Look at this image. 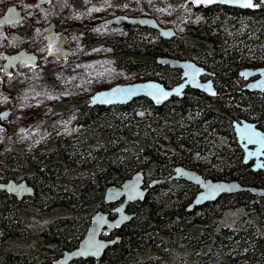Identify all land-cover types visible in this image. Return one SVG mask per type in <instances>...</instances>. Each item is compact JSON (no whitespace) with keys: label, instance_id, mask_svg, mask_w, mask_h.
<instances>
[{"label":"trees","instance_id":"16d2710c","mask_svg":"<svg viewBox=\"0 0 264 264\" xmlns=\"http://www.w3.org/2000/svg\"><path fill=\"white\" fill-rule=\"evenodd\" d=\"M196 11L198 21L170 40L139 26L124 25L121 35L104 39L90 33L89 25L77 28L85 34L87 49L102 43L114 68L135 79L172 86L181 81V71L157 58L191 60L212 74L219 94L209 97L188 89L183 98L161 106L146 98L127 105H56L55 112L64 114L77 109V133L54 137L49 146L31 152L14 148L0 153V171L19 166L12 175L27 177L35 190L22 201L0 192V264L47 263L73 249L91 216L110 212L105 188L139 170L145 178L167 179L183 166L205 178L264 188V169L244 164L232 125L241 119L258 121L264 131V94L245 90L239 76L245 67L264 66V3L256 11L221 6ZM197 192V186L183 180L157 184L142 202L128 206L135 215L114 233L119 242L99 260L76 262L264 264V197L228 194L188 211L187 201ZM28 211L52 218L37 240L19 221Z\"/></svg>","mask_w":264,"mask_h":264},{"label":"rangeland","instance_id":"374dc122","mask_svg":"<svg viewBox=\"0 0 264 264\" xmlns=\"http://www.w3.org/2000/svg\"><path fill=\"white\" fill-rule=\"evenodd\" d=\"M185 1L51 0L49 5H36L37 0H0V19L11 5L21 9L25 17L20 23L0 25V113L5 109L13 111L8 120L0 121V153L14 148L31 152L41 149L43 145L49 146L54 137L77 133L80 129L75 124L77 109H67L64 114L55 112L56 105L70 106L71 102L81 101L89 103L94 93L100 90L145 80L135 79L115 69L110 50L102 43L87 49L83 39L85 34L77 28L89 25L88 31L96 38L118 36L124 32V25L108 26L105 21L114 16L126 15L153 17L162 27H171L180 34L185 26L198 21V14L193 11L192 5L186 6ZM50 22L67 34L69 56L66 59L57 60L46 55L43 27ZM19 50L32 52L38 60L36 65L29 68L19 64L2 75L5 55ZM259 126L263 127V124ZM19 129L22 131L19 132ZM13 167L0 171V175L5 177L3 179L28 180L27 177H18V174L13 176L12 171L17 173L20 169L19 166ZM5 169L11 172L4 173ZM146 178L147 183L153 179L149 176ZM38 204L45 205L43 202ZM32 213H24L19 221H22L31 238L37 240L41 228L46 229L50 225L49 218H52ZM1 237L0 230V245ZM14 246L15 243L11 245L12 248ZM41 262L44 260L37 264ZM70 264L80 263L74 261Z\"/></svg>","mask_w":264,"mask_h":264},{"label":"water","instance_id":"95a60500","mask_svg":"<svg viewBox=\"0 0 264 264\" xmlns=\"http://www.w3.org/2000/svg\"><path fill=\"white\" fill-rule=\"evenodd\" d=\"M50 4L51 0H37L36 5ZM246 0H186L185 5H192L194 8H210L213 6H225L229 8H242ZM25 19L21 9L11 5L6 10V15L0 19V25H13L23 22ZM108 26L131 25L141 28H148L157 32L158 36L165 40H170L177 36L176 31L171 27H162L153 17H132L118 15L105 21ZM46 39L48 57L57 60L66 59L69 56V49L66 47L67 34L59 31L54 22H50L43 27ZM37 57L32 52L19 50L13 54L5 55L3 64V74H7L10 69L19 64L32 68L37 63ZM157 62L163 66L181 71V81L172 87L165 86L158 80H143L127 84L114 85L108 89L100 90L90 98L89 106H114L127 105L131 102L146 98L157 106H161L172 98H183L187 89L197 90L209 97H216L219 93L214 87L213 81L207 79L202 81L201 77L210 76L211 73L203 66L191 60H178L171 57H158ZM247 73V75H242ZM239 76L245 81L244 89L250 92H264V66L258 68H244L239 72ZM166 93L167 95H163ZM212 93H215L213 95ZM12 111L5 109L0 113V121L8 120ZM233 130L238 144L243 150L244 164L252 163V169L257 171L264 169V147L261 143H250L248 136L252 133L258 134L264 141V132L257 128V124L249 120L241 119L233 122ZM22 129H19L21 132ZM142 170L136 171L120 185H108L103 193L104 203L111 205L110 212L99 210L90 219V224L78 244L71 250L64 251L58 258L48 263L42 264H70L77 260L94 259L99 260L105 250L120 241V236H110L116 233L124 224L134 217V213L128 210V206L134 202H142L147 193L157 184L165 180H183L198 187V192L193 196L187 206L188 211L195 207L203 206L206 203L215 202L220 196L234 193H249L253 196L264 197V188L253 187L241 184L236 180H213L205 178L197 171L177 166L174 173L166 178L152 179L147 184ZM0 191L6 192L17 200L21 201L34 195V188L26 180L14 181L8 179L0 182ZM95 245L98 247H92ZM83 253V255H81Z\"/></svg>","mask_w":264,"mask_h":264},{"label":"flooded vegetation","instance_id":"af4514ba","mask_svg":"<svg viewBox=\"0 0 264 264\" xmlns=\"http://www.w3.org/2000/svg\"><path fill=\"white\" fill-rule=\"evenodd\" d=\"M252 3H253V5L256 7L254 10H251V9H242V8H231V9H238V10H241V11H245V12H247V11H256L257 9H258V6L260 5V3H264V0H252ZM213 7H215V6H213ZM221 7H225V6H221ZM192 8H193V11H195V12H197L196 10H198V9H196V8H194L193 6H192ZM226 8H229V7H226ZM205 9H207V8H205ZM259 67H262V66H259ZM245 68H258V67H245ZM206 69V68H205ZM207 70V69H206ZM207 79H211L212 81H213V78H212V74L210 75V76H204V77H201V80L202 81H206ZM213 84H215L214 83V81H213ZM214 87H215V85H214ZM188 90V89H187ZM190 90H192V89H190ZM194 91H197V90H194ZM199 92V91H198ZM258 93H261V94H264V92H258ZM11 111H12V109H10ZM12 113H13V111H12ZM11 113V114H12ZM10 114V115H11ZM10 117V116H9ZM251 122H253V123H256L257 124V128H259V129H261L260 128V126H259V122L258 121H251ZM262 130V129H261ZM263 131V130H262ZM4 181H6V179H1L0 178V182H4ZM30 185V184H29ZM0 192H2V191H0ZM6 193V192H5ZM6 194H8V193H6ZM9 195V194H8ZM16 200H17V198H15ZM24 199H26V198H24ZM23 199V200H24ZM17 201H19V200H17ZM22 201V200H21ZM113 234L114 233H112L110 236H108V237H112L113 236ZM48 263V262H47ZM42 264V263H41Z\"/></svg>","mask_w":264,"mask_h":264},{"label":"snow or ice","instance_id":"6c2138e0","mask_svg":"<svg viewBox=\"0 0 264 264\" xmlns=\"http://www.w3.org/2000/svg\"><path fill=\"white\" fill-rule=\"evenodd\" d=\"M194 2H199V0H194ZM241 6L251 8V7H253L254 5H253V3H252V0H246V3L242 4ZM37 31H39V30H37ZM242 75H247V73H243ZM162 94H163V95H167L166 93H162ZM212 94L215 95V93H212ZM248 140H249L250 143H257V142H259V143H261V146L264 147V141H262V140L259 138L258 134H256V133H252V135H249V136H248ZM92 247H97V246L92 245ZM98 250H99V249H98V247H97V251H98ZM81 255H83V253H81Z\"/></svg>","mask_w":264,"mask_h":264},{"label":"bare ground","instance_id":"6f19581e","mask_svg":"<svg viewBox=\"0 0 264 264\" xmlns=\"http://www.w3.org/2000/svg\"><path fill=\"white\" fill-rule=\"evenodd\" d=\"M261 130V129H260ZM262 131V130H261ZM264 132V131H263Z\"/></svg>","mask_w":264,"mask_h":264}]
</instances>
